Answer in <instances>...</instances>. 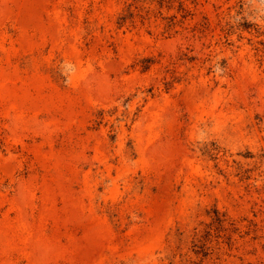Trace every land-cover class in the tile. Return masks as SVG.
<instances>
[{
  "label": "rangeland",
  "instance_id": "rangeland-1",
  "mask_svg": "<svg viewBox=\"0 0 264 264\" xmlns=\"http://www.w3.org/2000/svg\"><path fill=\"white\" fill-rule=\"evenodd\" d=\"M0 264H264V0H0Z\"/></svg>",
  "mask_w": 264,
  "mask_h": 264
}]
</instances>
